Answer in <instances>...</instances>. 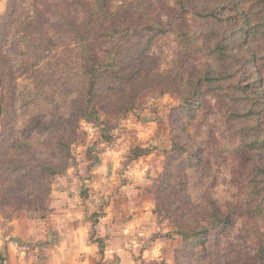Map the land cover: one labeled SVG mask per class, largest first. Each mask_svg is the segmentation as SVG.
<instances>
[{
	"label": "trees",
	"instance_id": "16d2710c",
	"mask_svg": "<svg viewBox=\"0 0 264 264\" xmlns=\"http://www.w3.org/2000/svg\"><path fill=\"white\" fill-rule=\"evenodd\" d=\"M74 3L84 12V20L73 23L78 29L70 30L78 38L76 46H67L78 62L76 97L71 99L70 115L53 113L51 122L57 144L66 145L65 157L71 156L72 141L67 145L65 137L69 135H58L60 127L77 137L75 122L84 120L98 125L99 139L107 141L115 124L101 120L103 115L114 120L126 117L147 88L158 87L162 94L175 95L179 104L170 111L171 147L163 150V171L152 186L155 213L161 216L165 212L173 232L182 238L175 264H224L222 256L227 249L223 238L239 219L246 222L251 236V254L244 264H264V0ZM69 4L63 0L33 1L35 27L32 21L26 25L31 38L26 47L34 50L36 60L48 59L56 46L49 29L41 24L47 9ZM17 8L18 0H10L2 15L3 38L7 35L4 25L11 22ZM166 37L173 38L176 48L163 68L153 51ZM28 67L32 64L27 63ZM5 81L0 77V85ZM56 81L59 86L67 85L64 79ZM10 84L8 81L4 88L8 90ZM7 107L8 94L0 90L2 116L8 113ZM214 113L220 124L218 133L213 129L216 125H210L207 149L211 155L230 159L234 175L240 177V193L227 203H196L190 193V172L206 163V147L191 130L200 129ZM9 143L7 132H1L0 166L14 178L0 189L4 198L0 207L16 211L21 205L13 201L17 194L14 183L22 177L23 164L13 165L5 159ZM41 168L47 178L60 173L54 165L42 164ZM50 193L51 187L48 205Z\"/></svg>",
	"mask_w": 264,
	"mask_h": 264
},
{
	"label": "rangeland",
	"instance_id": "374dc122",
	"mask_svg": "<svg viewBox=\"0 0 264 264\" xmlns=\"http://www.w3.org/2000/svg\"><path fill=\"white\" fill-rule=\"evenodd\" d=\"M9 1L7 2L6 11ZM33 1L38 0H18V8L13 19L4 25L7 35L5 38L0 36V77L6 78L5 83L0 85V90L4 94H8V113L3 116L0 114V133L6 131L9 135L10 143L6 147L9 153L5 159H9L8 162L13 165L16 164L14 162L20 163L19 161L23 164L19 172L22 177L14 183L17 194L14 196L13 201L16 200L21 205V208L16 211L42 212L50 205V202L48 205V188L52 187L58 175L64 173L70 167L76 169L81 162L80 158L83 153L87 151L91 153V149L96 144L94 139L97 137V131L100 130H97L99 126L93 123L84 120L77 121L75 125L79 128L77 129V137H75L71 135L68 128L60 127L58 135L63 137L64 134L69 135L65 137L67 138L65 140L67 145L72 141L69 145L71 151L69 159L65 157L66 145L57 144L54 138L57 133L51 131L53 129V127L51 128L52 114L61 113L69 116L71 99L76 97L78 77L74 75L78 72V62L73 58V51L67 46H76L75 42L78 38H75L74 34H70V30L78 29V26H74L73 23L80 24L84 20V12L80 5L74 3L76 0H63L70 3L68 7L60 5L59 8L47 9L41 24L49 29L56 46L52 49L51 56L41 62L35 59L34 50H29L26 47L28 41L31 40L26 33V25L32 21V25L35 27L33 21L35 13L32 10ZM50 1L55 3L57 0ZM41 6L44 7L45 5ZM1 18L2 16L0 21ZM65 24H70L71 28L68 29ZM175 48L176 43L170 37H166L156 44L153 52L162 67L169 62ZM27 63H31L32 67L27 68ZM59 78L66 80L67 85L59 86L60 81H56ZM8 81L11 84L7 90L4 86ZM167 95L168 97L175 96L169 93L162 94L161 88L158 87L144 89L140 93L135 109L129 112L126 117L121 118L119 116L120 118L117 117L119 119L114 120L115 118L108 119L103 115L101 120L108 123L114 122V127L134 117L143 118L145 119L143 122H148V119L151 120L154 114L158 115L156 112L160 107L157 103L158 100ZM178 104L179 99L174 102L170 99L167 101L163 107L166 108V120L164 125L159 128V136L151 137L144 143L145 146L138 145L135 148V155H142L140 154L141 150L146 152V155H142L147 156L145 167L152 169L149 173L151 181L146 180L147 173L144 172L143 181H146L144 182L145 186H153L154 180L163 171L165 159L163 150L171 147L170 111L172 107ZM148 113H152V115ZM218 121L219 116L214 113L207 123L201 125L200 129L193 128L191 130L192 133L199 136V143L206 147V163L190 172V193L196 203L206 200L227 203L236 199L240 193V177L234 175L230 159L226 160V158L211 155L207 149L209 144L207 132L212 129L210 125H216V128L214 126L213 129L218 133L217 125L220 124ZM101 135L100 132L98 136L101 137ZM42 164L54 165L60 173L47 178V173L41 168ZM7 172L8 170L1 165L0 189L8 187L14 178V176L7 175ZM2 200L4 201V198L0 194V201ZM8 209L15 211L13 208ZM164 215L165 212L158 217L164 222H168ZM250 239V231L246 222L240 219L237 220L229 233L223 238V246L227 249L222 256L223 263L244 264L245 258L251 254ZM229 248L233 249L234 252L228 253ZM202 263L203 261L194 264Z\"/></svg>",
	"mask_w": 264,
	"mask_h": 264
},
{
	"label": "crops",
	"instance_id": "0c3cea01",
	"mask_svg": "<svg viewBox=\"0 0 264 264\" xmlns=\"http://www.w3.org/2000/svg\"><path fill=\"white\" fill-rule=\"evenodd\" d=\"M7 2L0 0V17ZM169 99L178 100L163 97L157 116L127 119L107 141L97 128L91 153L54 180L45 211L0 207V264H175L182 238L156 215L152 186L143 181L152 169L147 156L134 154L159 136Z\"/></svg>",
	"mask_w": 264,
	"mask_h": 264
}]
</instances>
